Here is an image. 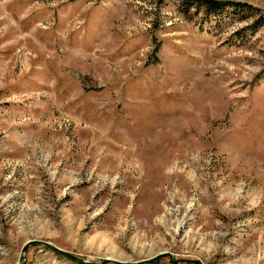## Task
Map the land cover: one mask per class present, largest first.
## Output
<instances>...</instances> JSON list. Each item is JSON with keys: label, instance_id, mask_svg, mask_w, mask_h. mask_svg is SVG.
Wrapping results in <instances>:
<instances>
[{"label": "rangeland", "instance_id": "374dc122", "mask_svg": "<svg viewBox=\"0 0 264 264\" xmlns=\"http://www.w3.org/2000/svg\"><path fill=\"white\" fill-rule=\"evenodd\" d=\"M229 1L0 0V264H264V0Z\"/></svg>", "mask_w": 264, "mask_h": 264}, {"label": "trees", "instance_id": "16d2710c", "mask_svg": "<svg viewBox=\"0 0 264 264\" xmlns=\"http://www.w3.org/2000/svg\"><path fill=\"white\" fill-rule=\"evenodd\" d=\"M181 6H182V13L186 14L189 11V8L191 5H195L196 8L202 9L206 15L212 14L215 15L217 13H220L225 7H231V8H241L244 10H251L253 9L252 6L245 4V3H239V2H233V1H219V0H180ZM70 259H74L72 256H69ZM146 264H150L149 262H146Z\"/></svg>", "mask_w": 264, "mask_h": 264}]
</instances>
